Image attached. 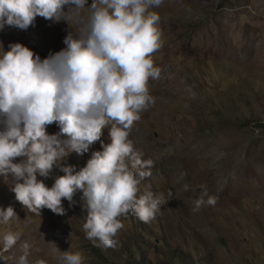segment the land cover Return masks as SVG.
<instances>
[{
	"label": "rangeland",
	"instance_id": "374dc122",
	"mask_svg": "<svg viewBox=\"0 0 264 264\" xmlns=\"http://www.w3.org/2000/svg\"><path fill=\"white\" fill-rule=\"evenodd\" d=\"M91 3L75 19L77 10L65 5L67 21L36 16L26 30L5 24L0 48L20 43L43 60L66 48L69 33L79 37ZM150 11L160 17L161 47L151 57L160 74L148 80L154 102L140 112L129 139L142 159L154 162L135 170L151 173L138 195L148 189L168 203L148 223L134 212L120 216L116 247H97L83 229L87 212L79 190L73 203L62 199L64 215L43 208L38 216L15 199L12 174H0V208L12 206L17 214L0 223V264H18L25 245L29 264H64L65 251L80 252L82 264H264V0H162ZM46 132L59 133L58 124ZM101 142H109L107 127L88 152L70 151L37 179L51 187L64 175L61 166L78 171L102 150ZM201 186L217 202L194 212ZM6 231L20 234L7 252ZM44 232L54 242L48 252L36 241Z\"/></svg>",
	"mask_w": 264,
	"mask_h": 264
},
{
	"label": "clouds",
	"instance_id": "9594fccd",
	"mask_svg": "<svg viewBox=\"0 0 264 264\" xmlns=\"http://www.w3.org/2000/svg\"><path fill=\"white\" fill-rule=\"evenodd\" d=\"M162 0H92L89 15L80 21V35L65 37L66 48L41 60L20 43L11 44L0 55V174L14 177L11 191L15 199L31 213L40 216L47 208L64 215L62 199L73 203L82 193L86 238L98 241L97 247L114 248V239L124 227L118 219L134 212L148 223L169 199L154 196L151 190L139 194L142 178L150 176L151 159L134 148L129 131L140 119L153 98L149 78L157 79L160 69L152 54L161 47L160 17L150 9ZM65 5L77 10L79 17L86 0H0V29L5 24L26 30L36 16L46 20H68ZM57 123L59 133L48 134L46 126ZM111 125V127H108ZM108 128L109 142L78 171L61 166L51 187L41 177H48L70 151L88 152L100 141L102 129ZM63 137V138H62ZM23 157L20 162L15 158ZM183 175V174H182ZM189 188L184 185L185 191ZM202 194L193 211L205 204L215 206L217 198ZM172 193H168L171 198ZM207 197V200H205ZM17 216L12 206L0 208V223ZM18 232L6 231L2 237L7 252L19 239ZM18 264H29L28 246ZM64 264H82L80 252L65 251ZM35 264H46L38 259Z\"/></svg>",
	"mask_w": 264,
	"mask_h": 264
},
{
	"label": "bare ground",
	"instance_id": "6f19581e",
	"mask_svg": "<svg viewBox=\"0 0 264 264\" xmlns=\"http://www.w3.org/2000/svg\"><path fill=\"white\" fill-rule=\"evenodd\" d=\"M37 241V243H38V247H39V249L41 250V252H45V251H47L48 252V250H46V245H47V243L48 244H53L54 242H52V238L51 237H49V234L48 233H46V232H44L43 233V235L41 236V239L39 238V240L37 239L36 240ZM50 251V250H49ZM46 252V253H47Z\"/></svg>",
	"mask_w": 264,
	"mask_h": 264
}]
</instances>
